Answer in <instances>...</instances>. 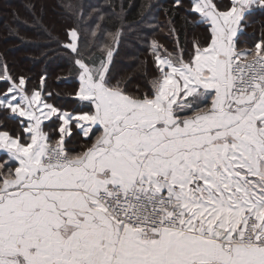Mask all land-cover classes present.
Returning a JSON list of instances; mask_svg holds the SVG:
<instances>
[{"label":"snow or ice","instance_id":"obj_1","mask_svg":"<svg viewBox=\"0 0 264 264\" xmlns=\"http://www.w3.org/2000/svg\"><path fill=\"white\" fill-rule=\"evenodd\" d=\"M255 5L191 0L208 40H152L136 95L113 83L114 48L82 53L74 27L72 110L0 65L21 129L0 123V264H264V39L237 47Z\"/></svg>","mask_w":264,"mask_h":264},{"label":"trees","instance_id":"obj_2","mask_svg":"<svg viewBox=\"0 0 264 264\" xmlns=\"http://www.w3.org/2000/svg\"><path fill=\"white\" fill-rule=\"evenodd\" d=\"M217 2L222 10L230 6V0ZM190 8L191 0H181L180 6L174 0H0V65L7 64L14 77L30 78L29 89L38 88L40 77L46 76V91L52 93L49 102L72 110L76 102L71 94L78 87L76 57L63 45L69 42L67 31L74 27L80 33L82 53L89 48L96 51L104 43L114 48L113 83L120 81L136 95L137 90L147 91L155 74L152 40L170 52L191 50L193 42L202 45L208 40L209 28ZM117 29H121L118 43L108 35ZM242 29L238 49H251L264 39V7L255 5ZM7 86L0 81V92ZM7 115L0 113V123L19 133V121ZM86 143L81 139L73 146L79 151ZM4 159L0 153V163Z\"/></svg>","mask_w":264,"mask_h":264}]
</instances>
